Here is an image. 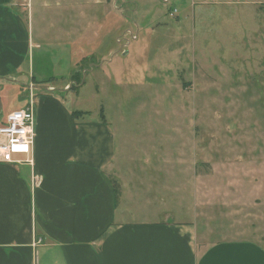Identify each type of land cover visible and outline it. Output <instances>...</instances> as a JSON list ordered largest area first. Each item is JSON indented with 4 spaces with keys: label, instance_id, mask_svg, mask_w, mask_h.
Masks as SVG:
<instances>
[{
    "label": "rangeland",
    "instance_id": "374dc122",
    "mask_svg": "<svg viewBox=\"0 0 264 264\" xmlns=\"http://www.w3.org/2000/svg\"><path fill=\"white\" fill-rule=\"evenodd\" d=\"M245 1L35 0L39 49L23 75L0 79V123L25 107L34 75L111 123L131 161L119 177L132 219L264 245V33Z\"/></svg>",
    "mask_w": 264,
    "mask_h": 264
},
{
    "label": "crops",
    "instance_id": "0c3cea01",
    "mask_svg": "<svg viewBox=\"0 0 264 264\" xmlns=\"http://www.w3.org/2000/svg\"><path fill=\"white\" fill-rule=\"evenodd\" d=\"M34 2L0 0V79L23 75L39 49ZM251 4L263 34L264 0ZM86 24L74 25L80 39ZM24 86L22 109L34 105L35 141L30 157L0 163V264H264L263 244H207L194 223L132 219L134 201L119 177L131 161L118 157L111 123L102 114L87 120L34 75Z\"/></svg>",
    "mask_w": 264,
    "mask_h": 264
},
{
    "label": "built area",
    "instance_id": "2783aa9c",
    "mask_svg": "<svg viewBox=\"0 0 264 264\" xmlns=\"http://www.w3.org/2000/svg\"><path fill=\"white\" fill-rule=\"evenodd\" d=\"M35 131V108L32 103L25 109L11 112L0 126V163H15L19 162L16 160L17 157H30L33 152Z\"/></svg>",
    "mask_w": 264,
    "mask_h": 264
}]
</instances>
